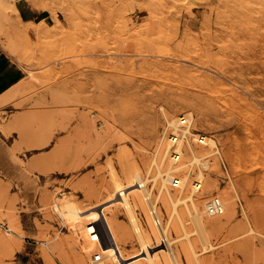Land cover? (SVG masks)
Wrapping results in <instances>:
<instances>
[{"label": "rangeland", "instance_id": "1", "mask_svg": "<svg viewBox=\"0 0 264 264\" xmlns=\"http://www.w3.org/2000/svg\"><path fill=\"white\" fill-rule=\"evenodd\" d=\"M27 2L55 13L23 7ZM14 7L18 15L33 11V23L19 22ZM45 16L48 31L34 35ZM0 51L24 72L0 97V264H46L45 254L52 264L80 254L86 264L93 250L119 251L126 261L139 253L135 238L114 247L99 231V245L91 243L77 227L82 219L68 221L53 203L71 199L91 211L83 220L95 218L92 208L100 205L132 233L121 205L114 213L105 203L106 184L112 171L121 172L122 151L144 176L142 159L151 158L154 144L122 138L136 130L130 124L142 128L152 116L160 141L161 107L180 101L193 128L214 137L229 174L219 184L214 160L207 175L215 186L196 195L215 193L227 204L219 216H205L200 206L211 247L202 250L191 227L198 258L264 264V0H0ZM196 108L209 126L198 125ZM244 212L258 214L260 234L240 237L248 229ZM173 245L183 264L180 242Z\"/></svg>", "mask_w": 264, "mask_h": 264}, {"label": "bare ground", "instance_id": "2", "mask_svg": "<svg viewBox=\"0 0 264 264\" xmlns=\"http://www.w3.org/2000/svg\"><path fill=\"white\" fill-rule=\"evenodd\" d=\"M24 6H28L39 11L46 10L51 14L55 13L53 9L37 3L27 2L26 4H23V7ZM14 11L17 14L18 21L22 22L16 7H14ZM34 24L38 25V28L33 31L34 35L39 36L48 31V26L44 20ZM17 29H14V31H16L19 35H22L23 37L29 35L27 30ZM190 61L191 60H189V62ZM186 62L184 63L185 65ZM185 65L183 68H185ZM180 102H172L168 104L167 110L161 107L164 118L163 129L166 127H173L177 122V118L181 115H187L193 126V115L190 112L183 113L182 109L184 108V104L182 105V102ZM196 109L198 111V125L205 127L209 126L208 119L204 117V110L201 108ZM175 114L180 115H177L176 117ZM145 123V126L142 128H140L138 124H130L129 127L136 126V130H127L126 136L122 138L124 140L132 141V136L136 135L138 140L141 141L143 143L142 145H145V147H150L151 142L154 144V151L151 158H148L149 160L147 161L142 159V165L146 167V173H144L145 175H141L140 165L136 164L137 162L131 158L130 153L128 154L125 151H122L117 159L121 166V172L112 171L109 182L106 184L108 188L105 187L109 191L105 203L114 208V213H116L117 209L121 205L126 219L131 225L132 233H130L128 227L124 225V223L117 222L114 217L107 219L99 210L101 208L100 205L92 208L94 211H97L96 217L92 218V220H83L86 214L91 211L86 213L84 209L82 210L81 207L71 199L63 201L60 200L58 203H53V209H55L64 218H67L68 221L82 219L79 223H77V227L83 229L84 231H86L87 225L91 222L96 223L99 231H101L102 234L104 233L106 240L114 247H116L117 242L125 244L131 243L132 246V241H134L135 238V244H137L139 248V253H131L125 258L126 261H124V259H122L119 255V251H114L111 254L104 255L102 250H93L101 252L103 258L101 264H126L127 262L132 264H180V259L172 247L174 243L179 242L181 247V261L183 264H202L201 260L198 258L199 255L195 250V245L191 239L192 230H190V228L192 227L195 229L203 246L202 250L206 251L209 247H211L208 245V234L205 230L207 226L201 220L199 210L200 206L203 205L202 214L205 216L213 215H208L205 212L206 197L203 199V197L196 195L207 194L209 189L215 186L216 182L212 176L207 175V173H199V181H203V188L199 193L194 192V187L187 179L182 180V184L179 189H171L177 193L171 192L168 184L175 173L184 169L187 171L188 166L197 162V155L199 152L195 151L190 146L184 147L183 145H180L179 149H182V161L178 164H173L168 159V143L166 138L162 136L163 133L159 137L160 141L155 142V139H153L154 129L156 128L155 121L152 116H148ZM208 143L217 147L220 153V149L214 140V137H208ZM227 151L229 155V149ZM123 179L124 181H122ZM148 182L152 184L151 188L156 189L154 195L155 200H158V202L160 201L162 208L164 209L163 213L165 216V225L161 231L156 229L149 213V208L153 206V204H151V190H148L146 187ZM226 205L227 204H224V209L227 210ZM159 216H162L161 213ZM251 217L249 214L244 212V220L247 223L248 229L239 232L238 234L240 237L251 233L260 234L259 230L255 228L257 224L254 225V222L258 223V214L256 212H252ZM169 229L172 232L174 238L173 241L169 238ZM163 238L165 239L164 241L162 240ZM4 239H6V237L4 238V236H0V241ZM160 249H164V252H159ZM43 257L46 264L53 263L46 254ZM70 264H84L83 256L80 254L75 255Z\"/></svg>", "mask_w": 264, "mask_h": 264}, {"label": "built area", "instance_id": "3", "mask_svg": "<svg viewBox=\"0 0 264 264\" xmlns=\"http://www.w3.org/2000/svg\"><path fill=\"white\" fill-rule=\"evenodd\" d=\"M162 133V136L166 138L168 143V159L173 164H178L182 161V149H179L180 145H183L184 147L190 146L195 151L199 152L197 155V162L188 166L187 171L184 169L175 173L169 183L173 189H179L182 184V180L187 179L194 187V192L199 193L203 188V181H199L198 174H206L214 160L218 162L222 171V175L218 178V183L224 185V183L229 180V174L225 161L223 160L217 147L208 143V137L211 138V136L205 135L194 129L191 120L187 115L179 116L175 125L173 127H166L162 129ZM237 203L240 205L241 202L238 200ZM151 204H153V206L149 208V213L152 218V222L156 229L161 231L164 228V223L158 214L157 203L151 199ZM223 211V202L219 196L213 193L206 198V214L219 216L223 213ZM86 235L91 243H97L99 245L100 232L96 223L91 222L87 225ZM162 240L164 241L165 239L163 238ZM102 261L103 258L101 252L92 251L86 264H101Z\"/></svg>", "mask_w": 264, "mask_h": 264}, {"label": "crops", "instance_id": "4", "mask_svg": "<svg viewBox=\"0 0 264 264\" xmlns=\"http://www.w3.org/2000/svg\"><path fill=\"white\" fill-rule=\"evenodd\" d=\"M24 7L26 8V6ZM33 14V11L29 9H22L19 16L25 23H31L32 19H34ZM44 19H46V16L42 18V20ZM23 77V69L6 53L0 51V97L16 86Z\"/></svg>", "mask_w": 264, "mask_h": 264}]
</instances>
